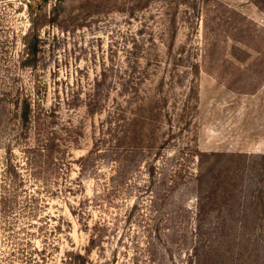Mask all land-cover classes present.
<instances>
[{"label":"rangeland","instance_id":"rangeland-1","mask_svg":"<svg viewBox=\"0 0 264 264\" xmlns=\"http://www.w3.org/2000/svg\"><path fill=\"white\" fill-rule=\"evenodd\" d=\"M28 1L0 0V264L33 247L45 264H264V0H67L24 68ZM25 94L58 165L23 149Z\"/></svg>","mask_w":264,"mask_h":264},{"label":"trees","instance_id":"trees-1","mask_svg":"<svg viewBox=\"0 0 264 264\" xmlns=\"http://www.w3.org/2000/svg\"><path fill=\"white\" fill-rule=\"evenodd\" d=\"M67 4H68L67 0H29L26 3L27 9H28L30 27L22 38L23 46H24V50H23L24 68L26 66L32 67L33 65H35L36 61L38 60L40 48L42 47L41 43H43L40 32H39L41 25L47 24L46 23L47 19L50 20V23L51 22L56 23L58 18H60L61 16H64V14L67 12ZM50 6L52 8L48 14L47 9ZM139 34H142V32H140ZM124 70L126 71V73H128L129 68L126 67ZM124 70H123V74H124ZM126 73L122 77V82H124L123 80L125 79V75H127ZM128 92L125 91V93H128ZM22 99H23L22 101L23 108L21 111L20 119L23 122V127H21L20 129H21V135L23 137V143H25L23 149L28 154L34 151H37L38 153H42V152L46 153L47 151L50 158L52 159V163L54 162L55 165H58L57 162H59L60 159L62 158L61 157L62 154H61V151L54 149L53 142H49L51 143L50 145L48 144L44 145V143H42V145L38 146V148L36 149L35 147L32 146L34 144L31 142V139L36 134V129L34 128V123L36 121L33 120V116H32L34 111L32 110L31 98L29 97L28 99L26 95ZM129 113L130 111L128 112V114ZM109 114L112 115L111 119L114 120L112 123L110 122L112 125L124 121V123H126L127 126H130L131 124L130 116L129 117L125 116L127 114L126 111L122 112L123 114L122 116H118L119 113L117 114L115 113L114 115L113 111H109ZM126 136L128 137V139L131 140V131H127ZM112 140L115 142L114 139ZM32 166L33 165H31V168H33ZM256 198L257 200L261 201L260 196ZM254 209L257 215V219H258L257 230H259L261 237H263L264 236V219L261 216L264 217V208H263L262 202H261V206L257 205V207L255 206ZM97 238L98 236L96 235L92 236V239H91L92 247L95 245ZM263 245H264V242H263ZM41 256L42 254L38 250H36L35 247H33L32 252L26 253L25 258H24L25 260L24 263L25 264H45L44 261L42 262L37 258ZM66 262L67 264H87V257L79 251H70V252H67Z\"/></svg>","mask_w":264,"mask_h":264}]
</instances>
